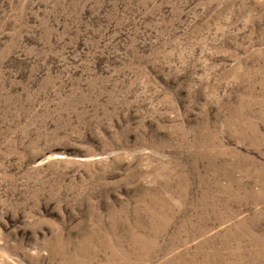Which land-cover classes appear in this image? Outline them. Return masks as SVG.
<instances>
[{
	"label": "rangeland",
	"instance_id": "obj_1",
	"mask_svg": "<svg viewBox=\"0 0 264 264\" xmlns=\"http://www.w3.org/2000/svg\"><path fill=\"white\" fill-rule=\"evenodd\" d=\"M0 264H264V0H0Z\"/></svg>",
	"mask_w": 264,
	"mask_h": 264
}]
</instances>
